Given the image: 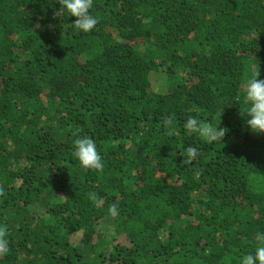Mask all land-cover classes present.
<instances>
[{
	"label": "trees",
	"instance_id": "16d2710c",
	"mask_svg": "<svg viewBox=\"0 0 264 264\" xmlns=\"http://www.w3.org/2000/svg\"><path fill=\"white\" fill-rule=\"evenodd\" d=\"M60 8L0 0V264H239L264 232V133L242 113L264 0H93L87 34ZM84 135L102 170L80 167Z\"/></svg>",
	"mask_w": 264,
	"mask_h": 264
},
{
	"label": "clouds",
	"instance_id": "9594fccd",
	"mask_svg": "<svg viewBox=\"0 0 264 264\" xmlns=\"http://www.w3.org/2000/svg\"><path fill=\"white\" fill-rule=\"evenodd\" d=\"M61 5L60 13L66 12L68 18L76 17L72 23L74 29L81 33H90L94 30L99 20L96 15L90 12L93 7V0H59ZM259 73L246 80L243 92L242 113L246 114V123L250 130L255 133H264V80H258ZM173 123L171 117L165 119V127H170ZM186 133L199 134L205 141L211 143L221 141L226 130L213 128L207 123H201L197 119L189 118L183 125ZM75 156L81 168L85 170H102L104 167L102 156L100 155L95 141L84 135L75 141ZM182 163L188 164L198 156L197 148L188 147L181 154ZM112 217L118 215L117 206L113 204L108 209ZM6 226L0 225V255L7 253ZM255 239L257 246L254 252L240 257L239 264H264V232H257Z\"/></svg>",
	"mask_w": 264,
	"mask_h": 264
}]
</instances>
